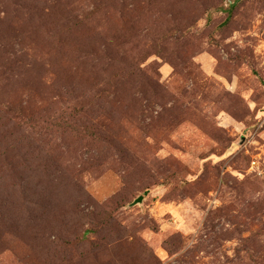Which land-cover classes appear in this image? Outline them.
Returning a JSON list of instances; mask_svg holds the SVG:
<instances>
[{
	"label": "rangeland",
	"instance_id": "374dc122",
	"mask_svg": "<svg viewBox=\"0 0 264 264\" xmlns=\"http://www.w3.org/2000/svg\"><path fill=\"white\" fill-rule=\"evenodd\" d=\"M0 264H264V0H0Z\"/></svg>",
	"mask_w": 264,
	"mask_h": 264
},
{
	"label": "water",
	"instance_id": "95a60500",
	"mask_svg": "<svg viewBox=\"0 0 264 264\" xmlns=\"http://www.w3.org/2000/svg\"><path fill=\"white\" fill-rule=\"evenodd\" d=\"M140 200H141V197H138L137 199L134 200L133 203H136V202H138V201H140Z\"/></svg>",
	"mask_w": 264,
	"mask_h": 264
}]
</instances>
